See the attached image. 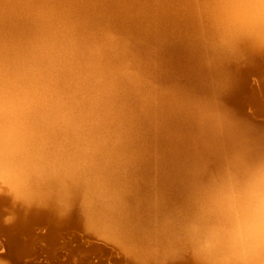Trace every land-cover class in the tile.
<instances>
[{"label": "bare ground", "instance_id": "obj_1", "mask_svg": "<svg viewBox=\"0 0 264 264\" xmlns=\"http://www.w3.org/2000/svg\"><path fill=\"white\" fill-rule=\"evenodd\" d=\"M242 55L264 0H0L3 251L264 264V152L214 100Z\"/></svg>", "mask_w": 264, "mask_h": 264}, {"label": "rangeland", "instance_id": "obj_2", "mask_svg": "<svg viewBox=\"0 0 264 264\" xmlns=\"http://www.w3.org/2000/svg\"><path fill=\"white\" fill-rule=\"evenodd\" d=\"M223 68L224 70L223 69L221 70L223 71L222 74H227L228 72L230 74L229 77L232 76L233 82H230V83L228 82L229 84L227 83L221 89L222 94L220 95V97L215 96L214 100L222 108V110L228 114L230 118L234 117V119L231 118L232 120H235V122L240 124L242 129H244L247 132L248 142H252L254 145L259 146L260 149L264 152V57L261 56V57H255L253 59H250L242 55L234 61L233 68L230 69L229 66H228V69L225 67ZM177 76L178 77L176 78L175 81L179 82V84L184 83V85L182 86L188 87V83L186 81L187 78L184 75L183 76L177 75ZM184 78L186 79L184 80ZM189 85L191 86V84ZM187 89H189V87ZM253 139L259 140L261 143H256L253 141ZM4 191L8 192L6 190L1 189L0 193L1 192L2 193L0 195L3 194V196L7 198L6 199L7 203L11 201L14 205L20 206L21 203L17 199L16 200L18 202L16 203V200H13L14 198L12 197L13 198L12 199L11 196L8 193H5ZM9 198H11V200ZM3 202L0 204V218H1L0 220L1 221L2 220L5 221L9 217L10 218L14 217L15 212H16L11 207V205L14 206L13 204L9 203L8 205L7 203L5 204ZM14 207L20 208L17 206H14ZM32 224L33 223H31V225ZM30 226L29 228L31 232L37 229L39 232L36 230V232H33V233H35V235L37 234L38 236L40 234L41 237L43 236L42 231L44 232L45 229L42 230L41 229L42 227L40 228V226H38L37 228V226L35 227L32 225L33 230H31L32 228ZM39 228L42 231H40ZM81 233H85V232H82L81 230ZM81 233L79 230V233H76V234L82 235ZM82 236H80L81 239L80 237L77 238L78 242H76L77 240H75L69 245L67 249H64V251L62 250L63 252H60L58 254V256L61 257V259H58L60 261L59 264H133V262L130 259L125 258L124 254H117L115 247L113 249L112 248L110 249L112 254L109 253L108 255L104 257V259L101 262L96 263L97 258H93L92 255L88 254L87 249L89 247V244L88 246H86L87 244H85L87 240L86 241L83 240L81 242ZM2 239L3 238H0L1 242H2ZM84 239H87V237ZM39 240H42L43 242V240L45 239L40 238ZM39 240H38L39 244L37 242V244L39 245V248L46 247V242H45L46 240L44 241L45 243H42ZM31 247L33 246L31 245ZM3 250L4 249L1 248V245H0V264H10V262L14 264H19L23 260V257L24 259L27 257H31L32 256L31 254H33L32 256L33 260L31 258L30 259L33 261L32 263L34 264L38 262L40 264V261L42 259L41 257L35 258L34 256L35 253H30V254L25 253L26 257L23 256L21 261L17 262L16 259H14V257L9 254L10 252L6 251L9 254V255H6V252H4L5 250L4 251ZM1 252L5 254L3 255ZM61 253H63L62 256L66 254L64 256L65 260L67 259L69 261L67 260L63 261L64 257L62 258V256L60 255ZM12 257L13 259L11 261ZM31 260L25 259L20 264H24L26 262H27L26 264L28 263L30 264ZM36 260L37 261L39 260V261L36 262ZM61 260L63 261V263L61 262ZM140 264H182V262L179 260H175V262H170L168 259L160 258V259L147 260L146 262H141Z\"/></svg>", "mask_w": 264, "mask_h": 264}, {"label": "water", "instance_id": "obj_3", "mask_svg": "<svg viewBox=\"0 0 264 264\" xmlns=\"http://www.w3.org/2000/svg\"><path fill=\"white\" fill-rule=\"evenodd\" d=\"M40 264H47V263H40Z\"/></svg>", "mask_w": 264, "mask_h": 264}]
</instances>
